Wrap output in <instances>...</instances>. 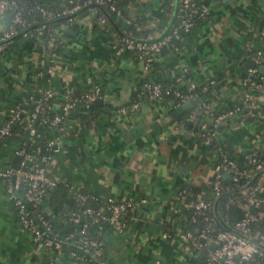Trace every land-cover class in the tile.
I'll list each match as a JSON object with an SVG mask.
<instances>
[{
  "label": "crops",
  "instance_id": "crops-1",
  "mask_svg": "<svg viewBox=\"0 0 264 264\" xmlns=\"http://www.w3.org/2000/svg\"><path fill=\"white\" fill-rule=\"evenodd\" d=\"M199 2L207 17L181 36L177 51L163 49L156 54L148 69L132 51L115 54L110 32L96 25L91 12L52 28L50 42L56 43V52L51 87L58 92L68 86L81 89L85 77L90 76L99 85L107 110L100 106L103 114L89 122L69 113L60 131L56 127L46 130L45 135L55 142L46 171L58 183L47 188L39 210L52 230L67 235L65 242L74 246L80 233L67 220L70 209L66 200L72 196L65 183L103 200L144 197L145 201L136 204L131 217L124 216V227L114 224L92 229L101 244L98 258L69 251L54 257L18 223L5 179L0 177V264H95L96 260L105 264L198 263L203 250L175 233L177 228H186L177 191L194 186L196 197L206 196L205 186L220 149L248 156L264 148V86L251 91V113H236L214 125L212 146H206L199 135L216 114L239 102L243 78L254 77L264 85V69L258 72L264 60V38L259 35L264 31L262 24L259 26L264 0ZM162 4L163 0H129L125 11L138 18L146 36L158 37L175 21L174 7L161 12ZM5 25L0 11V31ZM37 43L36 36L18 38L0 53V124L7 107L17 100L30 104L29 96L40 89ZM249 60L253 66L248 65ZM154 79L181 91L189 90L191 84L208 85L205 107L197 109L192 118L171 119L172 107L190 111L200 102L191 97L194 104L182 101L176 105L166 93L152 99L140 96L147 83H158ZM134 96L138 97L135 108L117 111ZM60 98L54 99V108ZM15 146L1 144L3 164L8 165ZM262 177L260 189L264 191Z\"/></svg>",
  "mask_w": 264,
  "mask_h": 264
},
{
  "label": "built area",
  "instance_id": "built-area-1",
  "mask_svg": "<svg viewBox=\"0 0 264 264\" xmlns=\"http://www.w3.org/2000/svg\"><path fill=\"white\" fill-rule=\"evenodd\" d=\"M71 2L69 6L63 5L58 8L56 12H45L47 16L54 14L68 15V19L71 20L70 14L73 13L83 3ZM96 2L103 3V0H95ZM178 5L176 7V22L168 30L158 37L134 39L128 36H121L114 34L110 40V46L115 54H120L125 50H133L135 58L141 62L144 69L150 67L151 62L156 54L163 49L177 51V40L181 36V32L187 31L193 24V17L198 16L201 18L207 17L206 8L197 0H176ZM111 0L107 7L114 11L117 16L120 15V9L115 7ZM172 2V0H171ZM5 8H9L12 12L10 22L5 25V28L0 33V51L8 44L11 36L17 32V28H26L31 22L27 19L23 13V6L18 0H0V11ZM93 14V11L91 12ZM101 16H96V23H103ZM40 27L38 28V33ZM24 37L36 36L38 41V63H37V76H45L44 81L47 83L46 87L40 88L37 93L29 96L30 106L24 108H18L16 111L7 114L4 121L0 124V140L11 133L10 124L17 118L20 113H25V127L30 129L31 133H34L36 143L26 150L24 146L14 147V152L22 151V158L19 161L18 167L13 169L9 165L0 168V177L5 179L6 194L15 207V216L18 223L30 232L31 239L34 242L40 243L44 248L49 250L52 256H57L60 251L59 241H54L57 232L52 230L50 222L41 213L34 214V208L38 205L42 196L47 188L57 184V178L50 176L46 171V162L48 155L43 149H53L55 142L52 138H46L41 131H35V126L49 125L54 126L60 131L63 126V122L69 113V110L76 102H81L85 106H88L93 102L95 98L101 97L100 87L98 84H92L91 88L86 91H82L80 94L75 95L72 86L64 87L63 91L58 92L51 87L50 78L53 73V61L55 59V52L51 48L50 40H44L40 36L33 34L31 31H22ZM248 47V43H246ZM258 55V51L256 52ZM86 84H90V76L85 77ZM195 86L191 84V88ZM260 82L255 81L252 77H245L241 82L240 99L238 104L227 107L222 112L216 114L213 117V125L232 117L236 113H240V107H243L247 113H251V91L257 87H263ZM147 98L152 99L158 97L160 94V88L157 83L149 82L146 84ZM168 94V91L165 90ZM173 94L176 97L175 104L187 100L193 97L191 92L175 88ZM60 95L58 111L48 112L46 108L54 109L53 101L56 96ZM137 106V101H131L128 105H122L117 111L125 113L129 109H133ZM205 107L204 102L195 104V106L187 113V118L194 117L197 109ZM214 131L208 129H201L199 135L203 143H207L214 139ZM55 148V147H54ZM254 161V160H252ZM260 165L256 164L254 167L248 169H241L237 166L236 162L228 158L221 152L218 153L216 163L212 166L213 174L210 180L214 196L219 195L222 190L220 178L223 176L220 174V170L228 172L230 179L233 181V186H240L245 183L255 173V169ZM239 178H244V181L240 183ZM263 181L262 176H257L253 181L251 187L243 190L241 196H231L228 201L238 202L243 209L242 216L237 219L232 228L237 230L240 234L227 229H219L213 235L210 236L209 231L212 228L213 214L211 211V203L209 200H205L200 197H196L194 200L184 201L185 188H181L177 191V200L182 203L184 208L191 207L192 214L190 216L191 221H196V216L201 218L204 222V226L196 231L187 228H177L175 233L187 238L189 244L195 248H202L205 246V242L211 241L212 246L207 249L205 264H259L258 258L264 259V249L256 245L249 238L256 240L264 245V238L254 232L249 233L247 226L248 221L253 217L249 211L250 205H257L260 202H264V198L256 195V191L261 188ZM243 183V184H244ZM67 190L71 193L73 198L84 200L87 195L75 190L72 184L65 183ZM91 196V195H90ZM144 197L124 198V199H111L106 198L105 202L98 208H92L90 206H84L82 208L70 209L67 213V220L70 224L75 226L81 235V243H77V248H81L84 251L89 252L90 256L97 257L101 253V244L98 239L88 238L85 236L88 230L95 229L99 222H107L109 225H116L122 228L126 225L124 216L127 214L128 218L131 217V210L140 202H144ZM196 230V229H195ZM245 235V236H243ZM59 240L66 241L67 235H63ZM71 255L78 253L75 250L69 251ZM51 262V261H50ZM97 264H105L103 261H98Z\"/></svg>",
  "mask_w": 264,
  "mask_h": 264
},
{
  "label": "trees",
  "instance_id": "trees-1",
  "mask_svg": "<svg viewBox=\"0 0 264 264\" xmlns=\"http://www.w3.org/2000/svg\"><path fill=\"white\" fill-rule=\"evenodd\" d=\"M18 1L23 6V9H22L23 15L27 19H30L31 22L28 24V26L26 28L25 27L19 28V26H18L17 32L11 36L10 41L8 42V44L6 46H8L15 39L25 38L22 35V31L24 29H26V31H31L33 34L40 36V38H42L44 40H50L52 28L54 26H59L61 23L69 20L68 15H62V14L56 15V14H54L52 16H47V14L42 13V10H45V12L49 11V12L54 13L58 10L59 7H61L63 5L69 6L71 4V2H69L68 0H18ZM103 1H104L103 3H100V2H96L95 0H72V2H78V3L84 2V3L81 4L77 10H75L73 13H71L70 17L73 19V18L77 17L78 15H83L85 13L93 11L92 16H93L94 20H95L96 16H101L104 19L103 23H101V24L96 23V22L95 23H96V25H98L104 29H108V31L111 34L110 39H112V36L114 34L121 35V36H128V37H132L134 39L148 38V36H146V31H144V29L141 28L140 21L138 20V18L131 17L126 13L125 4L128 3L129 0H113L114 6L120 9V15L119 16H117L114 11L110 10L107 7V4L111 0H103ZM197 2H199V0H197ZM162 5H163V9L161 12H169L170 9H172V7H174V12H175L174 13V20L175 21L173 22V24L171 26L168 27V29L166 31H164V32H167L168 30H170V28L176 22V19H177L176 7L178 5V1L175 0V2L173 3V2H171V0H163ZM2 12H3L4 18H5V24L7 25L10 22L12 12L9 8H5L4 10H2ZM200 18L201 17L194 15L193 24L190 26V28L187 31L181 32V36L184 33L188 32L194 24H196L198 21H200ZM260 25H261V28L263 29L264 28V16L261 19V23L259 24V26ZM39 27H40V32L38 33ZM0 33H1V31H0ZM259 35H261L262 38H264V31L262 32V34H259ZM181 36H180V38H181ZM152 38H155V37H152ZM178 40L176 42H178ZM5 47L0 51V53L5 49ZM55 47H56V43L52 42L51 48L53 49L54 52H56ZM128 51H132L134 54L133 50H128ZM44 77L45 76H37V79L39 80V83H40L39 84L40 88L47 86V83L44 81ZM252 78L255 81L259 82V79H255L254 77H252ZM153 81L158 82L157 84L159 85V88H160L159 94H163V93H165V90H167L168 94L173 97V100H174L173 103L175 104L176 97L173 94V90L175 89V87H173L172 84L169 82L159 81L158 79H154ZM92 84H96V83L95 82L93 83V81H92L90 84H86L81 89H77V88L73 87L74 88L73 89L74 94L78 95L82 91L89 90L91 88ZM61 91H63V89H61L60 92ZM182 92H185V91H182ZM188 92L192 93L193 97H195V100L197 102H205V100L207 99V97L209 95V88H208V85L193 86L192 88H190L188 90ZM146 95H147V90L141 91L140 96L146 97ZM134 100H138V97L137 96L132 97L131 101H134ZM129 103L130 102L125 103L124 105H128ZM181 103L182 102H179L176 105H180ZM28 105H26L22 100H19V101L17 100L15 102H13L9 107H7V112H8L7 114H10L11 112L16 111L18 108L27 107ZM233 105H235V104H232L231 106H233ZM250 109L252 112L253 109L252 108H250ZM46 110L48 112L58 111L59 107H56L54 109L46 108ZM240 111L246 112V110H244L243 107H240ZM188 112H189L188 110L179 108V106H178V108L172 107L169 110V113L171 115V119H173V120L182 119L183 117L187 116ZM69 113L75 114L83 122H89V121H91V120L95 119L96 117H99L103 114L101 107L99 105L93 104V102L90 103L88 106H85L81 102H76L73 105V107L69 110ZM25 115H26L25 113H23V114L20 113L17 116V118H15L12 121V123L10 124L11 133L9 135L3 137L0 140V146L3 142H6L7 144H10V145L11 144L13 145V143H14L16 145L15 147L23 148L24 146H26L25 147L26 150H29L30 148H32V146L36 143V138L34 137V133H31L30 129L25 127V122H26ZM49 127H54V126H49V125L38 126V125H36L35 131H41L43 136L46 138L45 133ZM204 128L208 129L210 131H214L215 126L211 123V124H208L207 126H205ZM212 143H214V142H212ZM212 143L210 141H208L207 143H205V145L206 146H212L211 145ZM43 151H45L47 154H49V153H51L52 150L51 149H45V150L43 149ZM219 152L226 155L228 158L233 159L236 162L237 166L241 169H248L250 167H254L256 164H259L260 167L255 169V172L264 168V148L263 149H255L249 156H247L246 154L234 153V152L230 151L229 148H226V147L224 149H220ZM216 160L213 162V165L216 163ZM252 160H254V161H252ZM4 166H6V164L4 165L3 162H1V158H0V168L4 167ZM263 175H264V170H262L260 172L259 176H263ZM238 181L240 183H242L244 181V178H239ZM220 183L222 186V188H221L222 192L227 191V193L222 195L218 199L217 210H218L219 215L222 218V220L226 224H228L229 226L232 227L234 222L242 216L243 209L238 202H232V201L227 202V199L231 196H234V195L241 196L244 193L243 192L244 189L239 190V188L243 185L244 182L240 186L236 187V186H233V181L231 179L226 180L224 177H222V178H220ZM251 183L246 187L247 189L249 187H251V185L253 184V183L252 184ZM205 189L208 190V194L206 196H204L203 199L209 200L211 205H212V202H213L214 198L216 197L213 194L212 185L210 183H208L205 186ZM185 190H186V193L189 194L190 200H194L196 198V194H195L196 188L194 186H187V187H185ZM83 194H85V193H83ZM86 195H87V197L81 201L79 199L72 198V197L68 198L66 200V203L69 206V209H77V208H82L84 206H90L92 208H98L100 205H102L105 202V200L99 198V196H96L94 194H90V193L87 194L86 193ZM256 195L264 198V191L262 189H259L258 191H256ZM13 209H14V213H15V207L14 206H13ZM249 211L253 215V217L247 223V226L249 228V233L252 234L254 232H257L262 236V238H264V202H260L257 205H250ZM36 213H41L46 218V216L39 210L38 205H36V207L34 208V214H36ZM191 214H192L191 207L184 208L183 209L182 222L184 223V225L187 229H190V230L194 231V233H195L196 231H198L199 229H201L204 226V222L198 216H196V221H191L190 220ZM126 216H128V215L126 214ZM214 223L216 224L215 226H213ZM103 225H109V224L107 222H99L97 224V226L99 228H101V226H103ZM211 226L213 229H211L209 231L210 236L213 235L217 230L222 229V226L216 221L214 216H213V222L211 223ZM63 235H64V233H57L56 237L54 238V241H56V240L59 241L61 252H67L70 250H75L80 255L84 256L85 258L89 257V259H90L89 252L84 251L81 248L80 249L77 248V245H74V246L69 245V244H67V242L58 239ZM85 236L88 238L99 239L96 235L94 236L93 230H88L87 233L85 234ZM78 242L81 243V235H80ZM211 246H212L211 241L207 240L205 242V246L201 248L203 250V252H202L201 259L198 261L197 264H205L206 252H207V249L210 248ZM97 263H98V261L96 260L95 264H97ZM258 263L264 264V259L258 258Z\"/></svg>",
  "mask_w": 264,
  "mask_h": 264
},
{
  "label": "water",
  "instance_id": "water-1",
  "mask_svg": "<svg viewBox=\"0 0 264 264\" xmlns=\"http://www.w3.org/2000/svg\"><path fill=\"white\" fill-rule=\"evenodd\" d=\"M248 65L249 66H253L254 65V62L253 61H251V60H249L248 61ZM263 69H264V60H262V64L258 67V72L260 73V72H262L263 71ZM256 77H258V74H257V76ZM188 102H190V103H193L194 104V100L192 99V98H189V99H187L186 101L184 100V102H183V104H187ZM93 104H95V105H99V106H103V100H102V98H100V97H98V98H95L94 100H93ZM103 109L104 110H107V107L106 106H103ZM22 151H23V149H20V151L19 152H14V153H12L11 154V156H10V159H9V162H8V165L10 166V167H12L13 169H16L17 167H18V164H19V161L21 160V158H22ZM249 156V155H248ZM262 170H264V168H262L261 170H259V171H257V172H255L254 174H253V176L250 178V179H248L240 188H239V190H243V189H245L259 174H260V172L262 171ZM220 174L226 179V180H229L230 179V176H229V174H228V172H226V171H223V170H220ZM227 193V191H223V192H221L219 195H217L215 198H214V200H213V202H212V205H211V211H212V214H213V216L215 217V219H216V221L222 226V228H224V229H227V230H230V231H233V232H235V233H237V234H240L237 230H235L234 228H232L231 226H229L228 224H226L223 220H222V218L220 217V215H219V212H218V210H217V201H218V199L222 196V195H224V194H226ZM189 195H186L185 196V201H188L189 200ZM216 224L214 223L213 224V226H215ZM243 236H245V235H243ZM250 239V241H252L253 243H255L256 245H258V246H260L261 248H263L264 249V245L262 244V243H260V242H258V241H256V240H253V239H251V238H249ZM58 259L59 260H63V257L62 256H59L58 257Z\"/></svg>",
  "mask_w": 264,
  "mask_h": 264
},
{
  "label": "rangeland",
  "instance_id": "rangeland-1",
  "mask_svg": "<svg viewBox=\"0 0 264 264\" xmlns=\"http://www.w3.org/2000/svg\"><path fill=\"white\" fill-rule=\"evenodd\" d=\"M4 164H6V163H4Z\"/></svg>",
  "mask_w": 264,
  "mask_h": 264
}]
</instances>
